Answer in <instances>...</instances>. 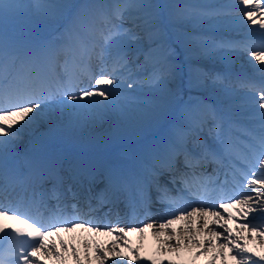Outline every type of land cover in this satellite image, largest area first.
Masks as SVG:
<instances>
[{
  "label": "snow or ice",
  "instance_id": "obj_1",
  "mask_svg": "<svg viewBox=\"0 0 264 264\" xmlns=\"http://www.w3.org/2000/svg\"><path fill=\"white\" fill-rule=\"evenodd\" d=\"M231 8L239 9V22L246 28L258 27L240 39L220 35ZM61 20L69 23L55 41L33 35L39 25ZM237 54H247L259 65L258 79L239 81L247 90L250 113V123L243 127L231 118L227 104L212 98L233 91L228 72L200 66L206 58L227 64ZM93 59L98 73L92 70ZM86 77H92L93 86L83 83ZM174 82L173 91L169 85ZM138 85L149 94L135 95ZM113 113L125 120L147 116L162 123L163 131L121 166L60 156L47 148L61 118L81 127ZM45 126L47 136L42 134ZM29 134L30 144L22 147ZM237 134L246 138L243 150L236 144ZM99 182L103 187L97 190ZM189 196L198 203H189ZM0 200L16 202L8 207L0 203V234L7 233L0 264H43L39 257L54 253L63 261L57 245L47 242L61 231L100 233L103 227L127 242V232L143 236L153 228L143 221L141 227H114L84 218L121 204L131 217L152 216L153 206L163 205L155 218L165 221L161 231L173 235L170 217L193 221L211 215L223 232L204 220L210 247L213 237L223 238L220 251L234 252L236 264H261L264 252L240 244L246 238L233 237V229L219 223L220 212L211 209H223L233 220L237 217L229 209L234 208L244 218L243 229L264 237V0H236L234 5L116 0L78 6L66 0H0ZM187 231H196L194 222ZM191 241L204 247L195 235ZM60 246L68 248L63 238ZM126 246L140 259L137 249ZM182 246L177 239L173 247ZM101 247L97 244L104 264L108 253ZM112 249L115 264H135L114 244ZM72 251L76 255L74 247ZM217 256L209 264H216ZM76 259L82 264L78 255Z\"/></svg>",
  "mask_w": 264,
  "mask_h": 264
},
{
  "label": "bare ground",
  "instance_id": "obj_2",
  "mask_svg": "<svg viewBox=\"0 0 264 264\" xmlns=\"http://www.w3.org/2000/svg\"><path fill=\"white\" fill-rule=\"evenodd\" d=\"M83 1H86V3H103L106 4V0H103V2H99L100 0H66L67 3L73 4V5H82L81 3ZM196 1L199 0H193V1H185V0H151L152 3L159 4V5H169L173 3H178V2H185V3H196ZM227 2H232L235 4L236 0H215V3L218 4H224ZM236 9V13L234 11ZM229 11L232 13V15L228 18H226L229 21V24L225 27V29L238 26L239 28V33L238 36L236 35L237 39H240L243 37V35L246 33L242 30H251L255 29L258 27V25H252L251 29L246 28L245 24L239 22V17L242 15V13L239 11L238 8H231ZM70 19V18H69ZM119 22V21H118ZM69 23V20H61L55 24H47L49 29H52L54 32L53 35L50 33V37L53 38V40H56L60 34L64 31L65 26ZM125 26H130L129 22L124 23ZM224 29V30H225ZM226 30L225 33L228 32ZM40 30H36L33 34H37ZM133 49H135V45L132 46ZM143 59V57H141ZM183 59V57H181ZM201 62H206V63H212L216 64L214 65L215 68H219L220 66H224V69H220V72H225L227 71L229 74V77L233 83V91L225 96L223 94L217 93L212 96L213 99L219 100L217 102H220V104L223 106L227 104L228 108L230 109V115L237 117V114L240 113V115L243 114V112H246L242 108V102L245 100L247 93L245 89L239 87V81L241 80H246V79H255L252 75H250L247 72L246 74L243 73L245 71L251 72L252 70H255L256 68L259 67V65H253L248 57L247 54H237L231 58L230 61H228L227 64L222 59H216V58H206L204 60L200 61V66L204 68L208 72H216L213 66H207L201 64ZM187 69V65L185 64V71ZM244 71H240V70ZM242 72V73H241ZM85 85L91 87L92 85V79L90 82H84ZM170 88L173 89V91L177 87V83L174 82L173 84L169 85ZM135 95L137 96H144L149 94V90L146 88H143L141 86H137L135 89ZM234 95V96H233ZM241 95V97H239ZM232 98L230 99V97ZM185 98H187L185 96ZM236 112V113H234ZM249 112V111H248ZM247 113V112H246ZM245 117L248 115H244ZM117 117V118H115ZM147 116L136 120L131 119V120H125L121 116H118L117 114L113 113L112 115L105 117L104 120L100 121L97 124L91 125V126H81V127H76L73 124L69 123L66 120H63L61 118V123L66 124L68 123V129H63L64 131L62 133L63 139H69L72 142H75L77 145L80 147H88L89 145L94 146V148H98L100 150L107 151L111 155L116 152V153H125L128 152V150H120L117 147L114 148H106V145L108 143H114L120 138H125L128 135L133 136L134 139H132L131 143L133 140H135V146L138 145V143L143 140L145 141L146 139H143L140 136V131L137 129V127H134L135 123L138 121L144 122L145 120L147 121ZM232 119H234L232 117ZM116 123V131H112L110 134L109 138H103L102 133L104 130H109L112 128V124ZM114 126V125H113ZM47 128V126H45ZM146 127H149L152 131H158L159 129L163 128L164 126L161 125V123H156L153 126H150L149 123H147ZM122 132V133H121ZM120 135V136H118ZM31 134L27 135L24 137L23 143H27L31 139ZM138 140V141H137ZM241 148V146H239ZM124 148V147H123ZM134 150V149H133ZM133 151H131L132 153ZM75 156H80L81 154L79 152H74ZM199 217V218H198ZM118 218V217H117ZM205 218H202L201 216H197L194 218L193 221H189L188 219L185 220H172V224L170 225V228L176 229L175 234L169 230V229H164L161 231L160 227H155V228H146L144 231L143 236L139 231L136 232H127V237L128 240L125 242L122 238V236L118 233H108L107 230H101L100 233L95 232L94 234L87 231H83L81 228H76L73 232H68L65 234L63 231H61L58 235L53 234L49 240L47 241L49 244L54 242L55 244L58 241H61V238H63L64 242L66 245H68L67 249L70 248H75L77 250L76 255L79 256L80 261L82 264H94V263H99L101 264V260L103 257L99 254L97 251V244L101 245V251L106 250L108 253V258L104 262V264H115L116 260L118 259L113 255V249L112 245L114 244L115 249L119 252L124 253L125 256H130L132 258V261L135 262V264H141L143 260V254L150 249V258H149V264H151V260L154 259L157 261V264H168V261H174L175 264H179L178 258H180V262L182 264H190L188 261H185L183 259L186 258L188 260V247H197L198 253L204 251L205 248H208V251H204V254L208 253L211 256V259L213 258L214 255H217L222 257V263L218 262L216 264H236L234 261L227 259L228 261H225L224 256V251L226 248L223 249V252L220 251L221 247L226 243V241L223 238L213 239V245L214 246H209L208 245V239L210 237V234L208 231H204V227L202 226H197L198 222L201 221ZM194 222L196 231L195 232H188L187 229L189 228L190 224ZM135 225H140V224H135ZM216 226V230L223 232V229L219 227V224H214ZM131 226L127 225L126 227ZM183 229V230H182ZM248 232V230H246ZM241 236H244L245 233L241 231ZM252 235V242L255 244L257 249L259 248L260 250L264 251V237H261L257 234H254L250 231ZM195 235L197 240H200L203 242L204 247L202 248L200 244L196 243L195 241H190V238ZM224 235H227V233H224ZM233 237H237L236 232L233 231ZM247 238V236H245ZM179 239L182 242V247H173L175 244V241ZM87 242V246H86ZM126 243L130 245L131 248L137 249L139 253L140 259H137V256L135 253L129 251V247L126 246ZM195 244V245H193ZM59 248V251L61 255L64 257L63 261L57 260L56 258L52 259V261L55 264H70L67 262V259L65 257V250L64 247H61L60 245H57ZM169 250V251H168ZM73 252V251H72ZM82 253L88 255L87 258L83 257ZM74 255V254H73ZM76 255L73 257V261L77 263ZM178 256V257H176ZM198 256V255H197ZM217 256V257H218ZM55 257V253L53 254L52 257ZM40 261L43 262V264H49L43 261L41 258H39ZM193 259H196V257H193ZM217 261V260H216Z\"/></svg>",
  "mask_w": 264,
  "mask_h": 264
}]
</instances>
